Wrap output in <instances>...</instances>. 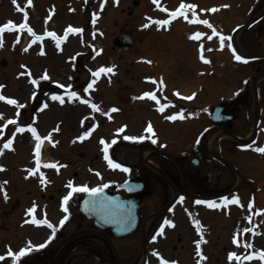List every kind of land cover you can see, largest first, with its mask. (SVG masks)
<instances>
[{"label":"rangeland","instance_id":"rangeland-1","mask_svg":"<svg viewBox=\"0 0 264 264\" xmlns=\"http://www.w3.org/2000/svg\"><path fill=\"white\" fill-rule=\"evenodd\" d=\"M11 1V2H10ZM42 1V0H40ZM44 3H46L45 0H43ZM58 3L62 4V2L64 0H56ZM103 1V0H102ZM108 3L110 4V6L106 9L105 12V22L107 23L106 25L109 27L108 28V32L106 34L102 35V41L100 42L101 45H106V50L110 53L111 58H106V59H102V56L100 57L101 59H97L99 55L96 52H90L89 54H87L86 56V65L92 64L93 62H96L99 60V62H101L102 65L105 64H111L112 62H116L117 64L120 65V70L124 67V69L122 70V75L125 76L126 81L129 83V85L135 90V93L137 92H145L148 91V88L154 89V90H158L159 87L160 89L163 88L166 90V93H169L171 95L176 94L177 91H179V93L181 95H190L188 94V92H186L184 87H172V85H175V82H180L177 79H167L170 84L171 82H173L170 86H164L160 85L159 87H156V85L154 84V86H152L151 84H143L142 83V76H151L152 74H154V70L158 71L161 70V66L163 65L162 63V56L165 54L166 51V55H167V62H170V60H174V53H170L167 51V49H169L171 47V43L173 42V39L175 37V35L178 33V29L174 30L172 32V37L170 36H166V35H162L160 34V32L156 29V28H152V29H145L144 27H142L145 24L146 18L145 15L146 14H152V15H159V11L157 10V7L155 3H153V0H140L141 5L137 6L135 8V12L134 14L130 15L127 10L130 6H134V1L135 0H119L118 4H111L113 2L117 3V0H107ZM171 1V6H177L178 5V0H170ZM215 3H219L220 0H213ZM253 0H229V2H231L232 4V9L235 11L233 13H227L226 15L224 13H221L222 11V7H215L217 10L215 11L216 15H218V13H220L221 17L220 19H226L227 21H224L226 23V31H220L219 29H217V32L219 33V35L216 36V34H212V41L214 42V50L211 56L212 60H213V73L211 72V75L213 74V79L210 82V86H208V84L205 85V89L204 87L202 89H198L197 91V95H214L215 98H219L220 95H233L236 91H239V89L242 87V85L246 82H248V79H250V77L252 76V74H254L255 69L252 66L251 62H235L233 61L234 57L233 55H231L232 50H231V45H230V41L229 38H227L228 34H232L233 31H235V27L241 23H245L247 22L252 16H253V11L251 10V7L253 6L252 2ZM71 2V0H70ZM59 4V5H60ZM72 5H75L77 8L82 9L83 5L82 4H77V3H73L72 0ZM216 5V4H215ZM135 7V6H134ZM2 9L1 11V15H0V21L4 20L7 16H10V14H12L11 12H15V5L12 3V0H7V2L0 7ZM258 8L255 7L254 10H256ZM104 10V9H103ZM84 10H81L78 12V14H66L65 20L66 21H73L75 20L76 16L79 17H83L85 13H82ZM16 14V12H15ZM69 18V19H68ZM216 19H219V17H216ZM84 20V19H83ZM82 20V21H83ZM57 23V21H56ZM63 24V23H62ZM123 26L127 27V28H131L132 34L137 38V42L135 45L134 50L127 52V53H123L121 54L118 50L113 48V40L112 38L120 32L121 27ZM186 24V23H185ZM185 24H182L181 27L184 28ZM218 25V24H217ZM105 26V27H107ZM94 27V26H93ZM156 27V26H155ZM185 29V28H184ZM254 28H251L248 31H242L241 34L239 35V32L236 31V38L237 35L238 37L241 36V40L244 43V45L250 49L249 51L251 52H260L264 50V43H260L259 39H258V35L255 34L254 32ZM211 33V32H210ZM226 35V36H223ZM94 37H98V34H94ZM8 38H10L9 36H6ZM211 37V36H210ZM221 37L224 38V43L223 46L221 45L220 39ZM12 39V38H11ZM84 41L82 40V38H80L79 42L77 41V39H73L72 42L70 43V46H68L69 50L72 51L73 50V46H76L78 48H81L82 46H84ZM203 43L202 41L199 42H194L191 44V48L193 50H197L199 48H201V44ZM176 47V46H175ZM11 50H9V48L7 47L6 49L1 48L0 47V80L3 79H7L11 76H13L14 74H16V70L18 68V64L17 61H15V56H9L10 55ZM69 53V52H68ZM66 54V53H65ZM65 54L62 56L57 55L56 56L54 54V59L53 63H54V68L52 66V68L55 70H59V73H66V72H70L71 70L69 69V67H73L74 64L73 62H70V59L68 60L70 65L68 66V64L66 63V58ZM6 55L9 56L7 58V62L6 64L3 63V59L6 60ZM24 55V56H23ZM63 57V58H61ZM20 58H26V64H34V66H36V61L40 60L39 57H37V52H32L30 54V52H23L22 57ZM48 58V56L46 57ZM46 58L45 60L42 59V62H46ZM144 58V59H142ZM153 59H156V67L151 66V64L148 63V61H151ZM17 60V58H16ZM82 60H79L78 62L80 63ZM137 61V63L135 62ZM16 62V63H15ZM132 62H135L136 64L133 65V68L135 69V67L137 66L136 71L140 72V73H136L134 71V75L136 76L137 79L133 80L130 78V74H126L128 76H126L125 74V67L126 66H130V64ZM13 64H15L14 69H13ZM40 64V63H39ZM147 64V65H146ZM169 64L167 63V66ZM27 66V65H26ZM148 66V67H147ZM188 66L187 64L184 65V67ZM199 68L201 67V64L198 63L197 65ZM154 67V69H153ZM28 68V66L26 67ZM209 68V67H208ZM41 69V68H40ZM132 69V70H134ZM210 70L209 69V75H210ZM28 71V70H27ZM183 72V71H181ZM24 73V79L23 81H31L29 79V77L27 76L28 74L23 71ZM29 73V72H28ZM195 73L198 75L199 74V70H196ZM149 74V75H148ZM9 76V77H8ZM167 77V76H166ZM85 80H89V75L85 74L84 75ZM139 79H141V82H139L137 84V82L139 81ZM181 80V78L179 79ZM201 79L199 78L198 81H200ZM213 80L215 81V89L214 91H211L212 89V85H213ZM111 81V80H110ZM19 82V81H18ZM97 82H101V85H103L105 88V90H102V95H105L106 97H109V95H123V93H127V91L125 90L126 88H124L121 83H118V91L116 86L112 89L111 88V84L110 82L105 79V76L100 75L97 79ZM168 82V83H169ZM204 82H209L207 79H205ZM249 82H251L249 80ZM24 83V82H23ZM179 84V83H178ZM31 84L30 83H25L24 84V90H22L20 88V95H23L25 97V95H30V88ZM11 87L12 85L9 84L7 89L11 92ZM119 87H121L119 89ZM202 86H200L201 88ZM33 88V85H32ZM145 88V89H144ZM192 88V87H191ZM247 88L249 89V85H247ZM143 89V91H142ZM187 89H190L187 88ZM120 90V92H119ZM145 90V91H144ZM153 91V90H151ZM249 92V90H248ZM242 93V92H241ZM244 95H247V91L244 90ZM250 93V92H249ZM240 95V94H239ZM251 95V94H249ZM18 96V95H16ZM55 106L54 102H51L50 104V108L48 109L49 113H53L57 107L53 108ZM53 108V109H52ZM87 109V108H86ZM84 109V111L86 110ZM64 110H72L70 107H68L67 109ZM10 112L11 108L0 103V114L2 118H4V113L5 112ZM48 112H46V114L48 115ZM28 115V118H31L30 115V111L26 112ZM148 114H143V116L141 117L142 119L145 118ZM126 120L124 117H119L117 119V121L115 123H112V128H110L109 131H106V135H108V137L111 135L110 131H114V136L113 138H122L123 136L120 135L121 133L116 131V128H120V125H122L123 121L122 119ZM56 121L59 119L58 116H55L54 118ZM51 122V121H50ZM4 122L2 119H0V148L3 147L4 145V140L1 139L2 135H1V130L3 128ZM43 127V126H41ZM179 128L182 131H169V130H165L163 129L162 132L164 135H172L173 134H178L182 139L184 138V133L186 130H188L190 128L189 125H183L182 128L179 126ZM45 129V128H44ZM136 130V128H135ZM135 131L136 135H143L144 133H146L143 129ZM176 130V129H175ZM185 130V131H184ZM5 131V130H4ZM3 131V132H4ZM85 131H88L86 129H84L83 132H79V131H60L57 133V135L54 137L55 140H58V144L54 147H50L45 149L46 151V155L49 157L48 159H60L62 162H67L68 164L70 163L69 167L66 168L64 167L61 172H64L63 175H61L62 177H64L66 179V175L67 176H72L71 178L73 180H77L74 179L76 177H73L74 175V171H80V178L83 179H88V181L85 183L88 186L93 185V184H97L99 181L97 179V176L95 175V170H91L90 167L88 166L89 163L88 161L85 160V165L81 167V169L76 168L75 166V162L74 160L79 158V151L81 149H89V152L92 153L93 155L97 154L100 151V145L98 142V139L100 138L99 134H96L94 136L93 133H91V131L89 130L88 132H90V135L88 137H86L84 140H78L76 139L78 136H81ZM141 131V132H139ZM2 132V134H3ZM56 133V132H55ZM123 134H129L131 135L132 132L126 130L123 132ZM149 134V133H148ZM147 134V135H148ZM146 135V136H147ZM86 139H91V144L89 146L85 145L84 142H86ZM77 143L74 146L71 145L72 142ZM122 144V143H119ZM184 143H181L180 146H182ZM16 146H19L20 151L23 150L22 152V159L23 162L24 160H29L33 158V150L31 151L30 149L32 148L31 144L29 146L28 141L25 140V137L23 135V138H20L18 140V143ZM183 150H188L190 149L188 146L183 145ZM49 149V150H48ZM117 150V148L115 149ZM127 150H123L121 151L120 155L123 156L125 155ZM129 153V151H127ZM51 157V158H50ZM19 155L18 152L15 153L14 151L10 150L9 148H5L3 151V154L0 155V164L4 165L6 167L7 170H4L0 173V181H7L6 184H3L2 186H0V193L3 192L4 194V189L7 190L8 193V197H14L16 198V196L19 195L20 199L23 201V203L21 204L22 206L28 205L29 203H34V202H38L39 208L41 206H43V204H41L42 201V197L44 195V193H47V190H40V186L39 184L37 185V187H35L36 183H34V186H30L28 183H26L23 178H22V174H21V168L20 165L18 164V159ZM21 158V157H20ZM66 163V164H67ZM95 164H93L92 169L98 168V171L100 172V170L103 171V173H105V176L108 174V177L110 178V174L109 172H111V170L108 167H105V165H102L99 160L96 158V160L94 161ZM24 164V163H23ZM67 164V165H68ZM52 172V171H50ZM116 172V171H114ZM25 173V172H23ZM53 173V172H52ZM56 173V172H55ZM11 175V177H10ZM14 185V186H13ZM58 188V187H57ZM34 190L32 191L31 195L28 194V191L25 190ZM56 189V187H55ZM50 192H54L53 189L49 190ZM64 188L62 192H54L55 196H54V201L52 202V205H54L55 201L58 200V198L60 197L61 193H64ZM82 194V193H81ZM30 196V197H29ZM78 196V194H73V196L70 199L71 203H74V199H76ZM53 216L55 220H59L60 217L59 215L56 213L55 210L52 211H48L47 213V217ZM20 219V218H19ZM73 230L72 227H70V231L71 232ZM5 231H3L2 229L0 230V255L4 256V263L1 264H12L13 262V258H10V256H8V252H9V248H11V250H14L15 248H17L20 244H17L16 238H14L13 236H11V238H8V234L3 233ZM21 232L22 235H24L25 237H33L35 236V239H42L45 236L49 235L50 230L47 229L46 226H38L35 227L33 225L30 224H23V227L21 228ZM5 235L6 238H8L7 240H4L5 238H3V236ZM8 235V236H6ZM21 242L23 243L24 240L20 239ZM186 249H181L183 254H187L188 252H186ZM5 253L6 257H5Z\"/></svg>","mask_w":264,"mask_h":264},{"label":"flooded vegetation","instance_id":"flooded-vegetation-1","mask_svg":"<svg viewBox=\"0 0 264 264\" xmlns=\"http://www.w3.org/2000/svg\"><path fill=\"white\" fill-rule=\"evenodd\" d=\"M263 4L264 0H258L256 4L258 8L256 11L260 10ZM263 29L264 24L261 23V25L257 27V33L260 34ZM159 96V104L161 100V103L165 106L170 105L173 109L180 106L175 97H168L166 95ZM205 96V98H198V95H196V105L199 106V108L189 116L192 120L191 131L196 134L193 148H196L197 151H194V158H190L188 155L179 156L180 164H177L173 169H166V176L163 178L161 177L165 180V184L159 182V180L155 178L156 189L151 191L159 195L161 206L175 195H179V197L183 195H192L203 198H217L223 195L236 181V174L232 173L229 163L223 158V156H225L229 160V152L231 150V140L225 131H245L250 128V120L243 122L240 118H236V116L240 113L242 107H249L251 105L252 98L250 95H238L236 98H223L216 101L214 95ZM198 99H202L203 103L199 104L197 101ZM261 101L264 104V99ZM262 103L260 102L259 105H262ZM217 105L223 106L224 111L233 114L234 119L228 122L214 123L210 117V111ZM254 106L255 103L253 104V107ZM153 110H156V108ZM247 115L248 118L251 119L249 111ZM256 141H262L259 135ZM215 149H219L223 156H220ZM195 158H197V163L194 164L193 160ZM144 173L150 174L144 169L140 171V174L143 175L138 179L143 180L146 183V187L148 183L144 177ZM184 180L188 187L184 184ZM159 185L160 188L157 187ZM143 193L149 195L148 188L145 189ZM229 195L230 194H228L227 197L230 199L231 195ZM192 199L190 208L192 209L193 217L196 216V218H198L195 210V207H197L195 201H197V199ZM215 200L221 201L222 199ZM177 207L180 206L178 205ZM222 208L224 213L228 212L230 210L229 203L223 202ZM178 210L181 209L179 208L177 211ZM142 214L141 221L143 222V218L146 214ZM174 216L175 213L164 210L160 213L159 217L156 216L150 221L146 229H143L141 226L134 234L121 237L114 235L110 229L103 230L98 228L89 220L82 221L80 223V228L82 230L77 241L78 243L75 245L78 251H58L54 257L52 252L54 249L53 245L51 247V244H47L40 251L28 253L29 262L26 264H50L51 261H53V264H138L142 257L150 259V255L153 253L149 247L150 243H158L160 249L162 248L164 250L161 252L164 255L170 256L173 255L172 251H168L161 240L156 241L153 237H156L158 229L161 228L162 220H165V218L172 219ZM216 217L217 216L214 214L206 215L204 227L208 228L209 224L214 226ZM229 221L230 214L226 216V224L223 226H226L227 233H229ZM61 233L62 231L60 230L56 232L54 239L59 238ZM174 234L177 236L170 239L168 243L172 244L175 250L179 249L184 241L195 242L201 239V236H195V233H192L190 238L188 237L185 240V238L182 237L181 227L175 228ZM215 236H217L218 239L222 237L220 233H217ZM224 238L229 240L230 236L227 234ZM203 239H205V236ZM64 244L67 246V243L64 242ZM193 245L197 247L196 243ZM200 246H202V244ZM189 254H195V252L190 251ZM174 258H176L179 263L182 260V258L176 255H174Z\"/></svg>","mask_w":264,"mask_h":264},{"label":"snow or ice","instance_id":"snow-or-ice-1","mask_svg":"<svg viewBox=\"0 0 264 264\" xmlns=\"http://www.w3.org/2000/svg\"><path fill=\"white\" fill-rule=\"evenodd\" d=\"M27 2H28V4H32V0H27ZM106 2H107V0H105V3ZM118 2H119V0H117V3ZM156 3H157V5H159V0H156ZM101 7H103V5H101ZM224 7H228V5H224ZM186 8H191V9L194 10L196 8V5L192 4V5L186 6V5H184L182 3L181 6H180V9H177V11L172 13V18H175L177 15H180V14H184L185 18H187ZM164 10L168 11L167 8H165ZM216 10H217L216 8L212 9V11H216ZM53 11H54V9H53ZM49 19H51V17H49ZM149 20H152V18L149 17ZM196 21L201 22V23H203L205 25H208L210 28L212 27L210 21L207 20V19H205L203 21H199V17L197 16L196 17ZM156 22L159 25H164V24L169 23L170 21H168V20H159V21H156ZM148 26H149L148 24H145L142 27H148ZM16 27H17V25L11 20L8 21L7 23H5L4 25L0 26V47L3 46V33H4V31L6 29L13 30ZM19 28L21 30L27 28V31L29 33H31L33 37H35L38 40L43 41V37L42 36H38L36 34V32L33 30V28L30 25H28V23H27V14L25 15V23L20 24ZM213 31L215 32V29H213ZM68 32H77V33H79V32H82V29L81 28H73L72 26H69V28L65 32V35H64L63 38L58 36V35H56L55 32H46L45 35L53 36L56 39L57 44L59 46V44L62 42V40L67 38ZM203 35H205V34L202 33V32H197V33H195V38L199 39ZM209 38H211V37H209ZM16 42L17 43L19 42V38H17ZM220 42H221V45L223 46V43H224V38L223 37H221ZM203 48H204V46H203V44H201V59L205 60V62H207V63H211V60L208 57L203 55ZM25 50H27V49H25ZM41 51H43V49H41ZM232 51L234 53H236L234 58L237 61H245L246 60V58L243 55L239 54L236 51L235 48H233ZM70 59H75V57H71ZM142 59H144V58H142ZM148 62L152 63V61H148ZM25 67H27V66L25 65ZM114 69H115L114 65L112 67H107V68L102 66L98 71H96L94 73V77L98 78L101 73H113ZM28 74L31 75V70L30 69H29V73ZM21 75H23V73H21ZM40 79H50V77L48 76L47 70H45L44 75ZM146 79L155 80L154 77H146ZM109 80H111L110 76H109ZM32 82L37 84V86L39 84V81H37L35 79H33ZM95 82L96 81L94 79L93 82H91V83H89L87 85V87L84 89V91H88V89L93 88ZM160 83H163V77H161ZM2 87H3V85H0V88H2ZM62 87H63V85H62ZM69 94H70L71 97H76L78 95V93L76 91H71ZM176 95L179 96L181 94L179 93V91H177ZM194 96H195V93L192 96H189V97H186V98L187 99H192ZM144 97H151L153 100H158L159 99L154 91H145L142 94L141 97H137V98L142 99ZM52 99L53 100H60L61 103H63V96H60L58 94H52ZM0 100H9L10 103L16 104L18 107L22 106V105H19L17 100L10 99L9 97L3 95L2 93H0ZM89 103H90V101H89ZM91 106H92L93 109H99V105H97L95 103H92ZM45 107H47V104H45ZM164 109H165V105L164 104H159V110L161 112H163ZM112 111H119V109L114 107L112 109ZM0 115H2V114H0ZM177 116H181L182 117V113L173 114L171 116H168L167 119L174 121V120L177 119ZM28 127L31 128V131H32L33 134H36L35 138H36L37 141H41L43 139L39 134H37V130H36L35 127H32L31 125H29ZM126 128H127V125H124L121 128H119L117 131L120 132V133H123ZM23 130H24L23 127L17 129V131H23ZM57 130H59V129H57ZM145 131L147 133H150L151 135L150 136H145V135H126V136H124V139L130 140V141H143L145 139H153L154 143L157 142L158 137H156V135H155V129H154V126H153L151 121L148 122L147 128H146ZM89 135H90V132L85 131L81 136H78L76 139L82 141L86 137H88ZM14 139H15V136L13 135V137L11 139H8L6 141V143H4L3 147L0 148V155L3 154V151H4L5 148H12ZM101 142L104 144L103 151L105 153V159L108 161L109 166L112 167V168H119V169H122L125 172H129L130 173L132 171L131 168H129L128 166H126V165H124L122 163H118V162H116L115 160L112 159L111 155L109 154V148H110L109 142L104 140L103 138H102ZM116 142H117L116 139H113L111 141L112 144H115ZM197 142H199V141H197ZM56 143H58V141ZM246 147H252V145H247ZM255 150L260 152V153H262V154H264V147H256ZM40 152H41V146L38 143L36 148H35L37 168L36 169H31L29 171V175L34 174L39 169V166H40ZM48 166H55V167H57V170L59 171V168L62 167L63 165L49 164ZM4 167H5L4 165L0 164V170L4 169ZM40 175L44 176V173H40ZM46 180H47V178L45 177L44 180L41 181L42 185H44L45 187H46ZM6 183H7V181H0V186H2L3 184H6ZM68 187L71 189V191L62 198V208H63V211L66 213V215L60 220V224H59L60 227H62L64 225V223L66 221H68V219H69V216H70L69 200L72 197L74 192H76V191L88 192V193L92 194L93 196H99L103 192V189L105 187H107V184H104V185H101V186H98V187H89L87 184H82V185L76 186V185L70 183L68 185ZM4 198L6 200L9 198L6 189H4ZM184 199H185L184 196H180V201L181 202H183ZM222 200H223L224 203H236V204H240L241 203L239 195H236L231 200L229 199V197H223ZM195 202L197 204H200V203L207 204V205H209L211 207H221L222 206V205H219L215 201H212V200H197ZM88 203H89L88 201H85L86 209H87ZM241 206H243V205H241ZM34 207H35V205H34ZM34 207L33 208H29L28 212L29 213L33 212L34 211ZM250 207H251V205H250ZM262 211H264V210H262ZM249 219H251V217H249ZM33 221L37 225H47L51 229V235L49 236V239L47 241H45L44 243H42V244H34L31 240H29L27 242V246L21 248L18 252H12L11 248H9L8 255L14 257L12 264H20V261H21L22 257H24L26 254H28V253H30V252H32L34 250H37L39 248H44L47 245V243H50L51 240L56 235V232L58 230V226L53 224L50 220L47 219V214L46 213H45V218L44 219H36L33 216ZM193 222L197 226V230L199 231L200 236H201V239L195 241V243L197 245V254L201 258V262H202V261L207 259V256H205L203 250L199 247L202 243L205 242L204 239H203L205 232H204V229H203V225L201 224V221L199 219H194ZM164 224L165 225H171L173 227L175 226L174 221L171 220V219H167V218H165ZM243 231H249V229L245 228V229H243ZM159 232L163 233L164 232V228L161 227L159 229ZM153 239H156V237L154 236ZM236 242L239 243L240 241L237 240ZM244 246L246 248L247 247H251V245H249L247 243V241L244 242ZM157 255H160V254L157 252ZM257 256L259 257L260 260L264 261V250H261L259 253L253 251V252H251L250 255L245 254L244 256H238V254L236 252H231L229 254V259L230 260H232L233 258H236L237 260H240V259H252V258H255ZM3 259H4V256L0 255V260H3ZM161 261H162V264H178V262H176V261H168V260L164 259L162 256H161ZM201 262H198V264H201Z\"/></svg>","mask_w":264,"mask_h":264}]
</instances>
